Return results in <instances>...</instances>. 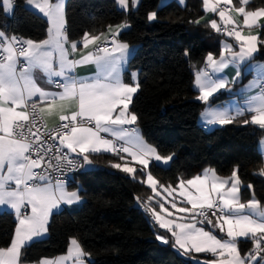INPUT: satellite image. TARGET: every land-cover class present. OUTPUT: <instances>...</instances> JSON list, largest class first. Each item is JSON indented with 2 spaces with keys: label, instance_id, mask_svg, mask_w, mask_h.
Listing matches in <instances>:
<instances>
[{
  "label": "snow or ice",
  "instance_id": "6c2138e0",
  "mask_svg": "<svg viewBox=\"0 0 264 264\" xmlns=\"http://www.w3.org/2000/svg\"><path fill=\"white\" fill-rule=\"evenodd\" d=\"M41 13L49 18L51 28L49 38L36 43L30 39L21 40L16 35L6 36L0 31V51L5 53L0 59V206L8 205L15 211L19 218V227L15 229V236L10 241V247L0 248V264H19L20 251L33 237L42 236L48 230L49 219L54 209L61 204L73 205L81 200L79 189L69 192L65 179H56L52 182L49 170L61 172L65 170L72 173L78 170H88L93 165L89 158V152H112L120 159L122 154H128L131 159L146 169L150 159L171 160L168 156L162 158L154 146L148 145L140 137L138 129H128L125 125L135 124L137 116L129 113L128 108L133 95L140 85L125 83L120 78L122 66L127 63L129 56L128 45L117 43L113 39L115 47L112 50L101 48L98 53H88L79 59H69L70 53L77 50V43L70 42L64 31L63 3L52 0H26ZM207 3V0H205ZM248 0H244L247 3ZM122 7L128 6V0H119ZM5 12H11L13 0H3ZM208 10L216 11L215 6H209ZM236 12L243 14L244 24L249 28L256 23L258 17H264V8L259 11H245L244 7H238ZM221 19L230 22L225 11L219 12ZM156 13L152 12L149 19H155ZM211 27L219 31L215 20ZM229 36L234 35L240 41L239 51H233L230 45H225L227 57L221 56L216 60L212 54L207 56V66L213 72H220L229 64H233L237 71L232 82L239 79V65L249 60L258 50L264 46V41L256 35H241L240 32L229 31ZM115 36L116 33H113ZM100 40L99 36L84 34L83 47L89 43ZM69 45L68 48L65 45ZM187 54V53H186ZM23 58L25 63H20ZM95 63L100 72L90 81L79 79L74 69L77 65ZM19 64V71L17 65ZM259 72L261 80L253 81L248 86L259 87L256 95L247 97L246 105L235 109V115L230 112L209 107L202 115L210 117V124H229L244 111L254 113L251 122L264 127V65L253 66ZM43 73L46 76L45 83L52 86L55 91L41 86L39 83ZM135 74H133L134 76ZM229 81L218 78L213 79L207 72H199L196 75V84L200 95L198 99L208 102L216 92L226 89ZM248 89L243 91L247 92ZM73 102L76 107L71 115L64 114L65 104ZM47 106V107H46ZM51 106H56L59 111L61 123L54 129L41 132L38 124H43L46 116L50 114ZM115 114V115H114ZM110 133L118 141L106 139L100 133ZM66 148L70 153H76L81 157L79 161L69 157L68 152L62 154L53 153L55 141ZM51 141L52 143H49ZM261 150L264 152V141L261 142ZM59 151V149L57 150ZM53 153L48 159L43 171H35L41 168L45 157ZM35 154L36 158H33ZM55 161V163H53ZM112 167L125 173H135L136 169L128 163L113 164ZM49 172V174H45ZM264 174V171H262ZM70 178V177H69ZM229 181H231L230 187ZM148 184L155 189L157 181L147 174ZM187 185L195 189V194L189 192L185 182H180V196L186 199L188 207H180V213H189L199 209L192 217V223H176L175 220L166 219L155 208L149 207L155 221L160 228L171 232L174 245L186 254L194 250L197 253L208 252L218 259L206 261L205 264H249L256 256L264 251V209L260 208V202L252 199L247 204L241 203L238 198L240 178L233 171L228 179L221 180L215 172H206L203 178L196 176L188 179ZM211 184L208 188L206 185ZM227 187V191L225 188ZM251 187L250 185L248 186ZM169 196L175 189H165ZM216 195H213V194ZM219 196L217 202L216 196ZM160 208L168 213V209L161 203ZM172 208L177 204L172 202ZM218 208L223 216L216 217V223L209 216L208 210ZM252 209L260 217L253 218L251 214H243L245 209ZM22 209H30V214ZM169 215H171L169 213ZM201 217L199 223H207L213 228L224 231L230 239L218 238L211 231H205L203 227H196V216ZM178 229V231L174 230ZM259 234V236H258ZM238 237H249L255 242V248L243 257L237 247ZM156 239L167 244L165 235H156ZM72 248L69 256L75 257V264H84L86 255L76 239L71 240ZM225 253L230 258L225 259ZM68 257H61L56 261L45 260L44 264H64ZM264 260V257L261 258Z\"/></svg>",
  "mask_w": 264,
  "mask_h": 264
},
{
  "label": "trees",
  "instance_id": "16d2710c",
  "mask_svg": "<svg viewBox=\"0 0 264 264\" xmlns=\"http://www.w3.org/2000/svg\"><path fill=\"white\" fill-rule=\"evenodd\" d=\"M128 1L129 8L121 9L117 0H66V31L70 40L78 41L85 33L94 36L110 26L129 24L118 38L137 46L125 74L126 81L131 82L132 72H137L140 85L130 111L137 116L142 136L159 154L172 157L167 166L152 163L150 172L160 185L176 186L206 168L223 176L236 171L242 184L241 200L246 202L255 195L264 203V162L259 150L264 127L245 123L250 121L248 115L210 130L199 122L204 102L198 99L193 85L195 68L206 64L209 53L219 52L223 38L208 21L199 22L205 14L204 1L161 4L162 0H139L136 7ZM249 7H264V0H251ZM152 12L156 18L150 20ZM0 29L39 41L47 35L48 21L29 8L26 0H15L13 14L8 16L0 0ZM258 37L264 41V23ZM252 60L264 62V46L258 47ZM249 75L245 73L242 81ZM227 97L219 94L210 101ZM90 156L99 167L79 173L73 182L80 183V206L74 211L54 212L48 235L23 247V262L36 263L63 254L76 238L89 255L90 264H201L192 256L207 255L180 254L170 233L160 228L148 210L160 209V203L146 185L142 169L129 175L112 167L120 162L115 154ZM16 226L14 213L0 210V248L10 246ZM158 234L169 242L157 240ZM239 246L248 253L253 243L239 240ZM262 257L264 251L256 264Z\"/></svg>",
  "mask_w": 264,
  "mask_h": 264
},
{
  "label": "crops",
  "instance_id": "0c3cea01",
  "mask_svg": "<svg viewBox=\"0 0 264 264\" xmlns=\"http://www.w3.org/2000/svg\"><path fill=\"white\" fill-rule=\"evenodd\" d=\"M169 1H171V0H162V3L161 4H165V3L169 2ZM177 1L179 3H181V4H184L185 3V0H177ZM209 1H211V2L214 3L213 5L216 7V13L219 14L220 10L218 9V3H216L217 1L216 0H209ZM52 2L53 3H55V2H62L63 3V15H64V21H65V23H64V31H65L66 36L68 37L67 31H66V18H65V4H66V0H52ZM223 2H229V3L231 2V4L233 5L231 11H228V12L225 11L226 15L228 17H230V22H226L225 20L221 19L220 16H218V14L215 15V14H213V12H211L209 10H206L205 8H204L205 9V14L199 20V22L208 21L211 24V22L213 20H215V22L217 23L218 27L222 23L228 24V25H230V24H237V26H239V30H236L235 32H240L241 35H243L245 37H247L248 35L255 34V33L259 34L260 26L264 23V17H258L257 20H256V23L253 24L251 26V28H249V26H244L245 24H244V16H243V14H240V13L236 12L235 9L238 8V7H244L245 8V11L248 12V11H259L261 8H264V7H260V8H257L255 10H252L249 7V3L251 2V0H248L247 3H244V0H223ZM138 3H139V0H131V4H132L133 7H136L138 5ZM26 5L29 8H31V9L37 11L38 13H40L41 15H43L47 19V21H48V29H47V35H46V37L43 38L42 40H39V41L32 40V41H34L36 43H40V42H42V41H44V40H46V39L49 38V34H50L49 33V29L51 28V24H50L49 18L46 17L43 13H41L38 9H36L33 5H29V4H27V2H26ZM117 5L121 9H128L129 6H130V2L128 1V6L127 7H122L119 4V0H117ZM14 7H15V0H13V7H12L11 12H5V13L8 16H12L13 11H14ZM128 25H129L128 23L124 22V23H120V24H117V25H113V26L108 27L107 30L103 31L102 33H100L98 35H94V36H99L100 37V40L96 41L95 43H89V45H88L87 48H84L83 47V38L84 37L81 38L78 41H72V40H70L68 38L70 42H76L77 43V50L74 53H70L69 59H79L82 55H85V54H88V53H93V54L98 53V50L101 49V48H99L100 42H102L109 35H113V33H116V35H115L117 37L116 42L117 43L127 44L128 45V52H129V56H128V59H127V63L122 66V70L120 72V78L125 83H131V84L135 85V83H138L137 72H132V81L131 82H127L126 81L125 74H126L128 68H129L130 58L134 54V52L136 51L137 46L132 45V44L125 43V42L121 41L118 38L119 33L123 29H126L128 27ZM0 31H3L6 34V36H11L12 35L11 33L7 32L6 30L0 29ZM217 32L219 33V31H217ZM88 36L91 37V35H88ZM222 36H223V38L224 37L225 38L224 39L222 38V40L220 42V50H219V52L218 53H213V52L209 53V54H212L213 57L216 60H219L221 58V56L227 57L229 55L228 53L225 52V45H230L231 48L234 47V49H236V51H239V49H240L239 44L241 42L240 41H237L234 35L229 36V37H226L225 35H222ZM65 47L68 48L69 45L66 44ZM114 47H115V44H113L112 45V48L109 49V50H112ZM257 51L253 54V56L249 60H246L245 62H243V63H241L239 65L240 76H239V79H237L235 82H232V81H233V78L236 76L237 69H236V67L233 64H229L227 67H225L220 72H213V70H212L211 67H209V72L206 71V69L204 68V66L201 67V68H195V78H194V84L193 85H194V88L198 91V96L200 95V91H199V88H198V86L196 84V75L199 72H207L213 79L223 78V79L229 81L228 86H227L226 89L219 90L213 96V97H215L216 95H219V94H226V95H228L227 98H225V99H223L221 101H218V102H211L210 100L213 97H210L208 102H204L203 101L204 102V107H203V109H202V111L200 113L199 122H200V124L205 129L210 130V129L214 128V127L224 125V124H210L208 122L209 119H210V117H205V116L202 115L203 113H205L206 109H208L209 107H211L212 109H219V110H225V109H227L230 112L231 115H235V109L236 108H238V107H244L246 105V100H247V97L248 96L256 95V94L259 93V91H260V88L259 87H252L251 89H248V86L250 85V83H252L253 81L259 82L262 79L261 76H260V74H259V72L256 70L255 67H253V66L264 65V62L263 61H259V60L253 61L252 60V58L257 53ZM21 59L23 60V58H21ZM206 64H207V60H206ZM17 70L19 71V66L18 65H17ZM99 72H100V69L97 67V65L95 63H91V62L77 65L76 68L74 69L75 75L79 79H83V80H86V81H90L91 79H93ZM245 73H250V75L248 76V78L246 80L242 81V77H243V75ZM133 74H135V75L133 76ZM40 76H41V79H40L39 83L41 84V86L46 87V88H48L50 90H53V91L56 90L52 86H49V85H47L45 83L46 76H44L43 73H40ZM245 89H248L247 92L243 91ZM134 95H133V97H134ZM133 97H132V99H133ZM130 106H131V103L129 105L128 112L129 113H132L130 111ZM75 107H76V105L73 102H67L65 104L64 114L71 115V112H72V110ZM59 114L60 113H59L57 107L56 106H51V108H50V114L48 116H46V118H45L46 123L49 126H51V127L52 126H55L56 124H58V122H59ZM253 114L254 113H250L248 111H244V114L243 115H240V116H237L236 119L248 115L250 117V120H251V115H253ZM257 126H259V125H257ZM124 127L128 128V129H138L139 135L144 140V142L146 144H148V145H151L142 136V134L140 132V129H139V127H138V125H137L136 122H135V124L125 125ZM259 127H261V126H259ZM100 135L102 137L106 138V139H111L113 141L116 140L115 137H112L110 133H103V132H101ZM262 141H264V135L261 137L260 142H259V150H260V152L262 154L263 162H264V152H262V150H261V142ZM121 142L124 143V141H121ZM67 151L70 153L69 150H67ZM90 153H111V154H114L112 152H106V151H103V150L100 151V152H89V153H87V155L89 156V158L93 161V165L92 166H88V169H96V168L99 167V165L97 163H95L94 160L91 158ZM70 154L71 155L78 156L76 153H70ZM158 154H159V152H158ZM122 155L124 156V159H120V157H119L120 162H118V163H120V164L128 163L130 167H134L136 170L137 169H142V166L139 165L137 162L133 161L131 159V157L128 156V154L125 153V154H122ZM159 155L162 158H166V157L162 156L161 154H159ZM152 163H156V164H160V165H163V166H167L170 163V160L161 159L160 161H156L154 158H151L150 159V162H149V165L147 166V168L146 169H142V170L145 173V179L144 180H145V183H146L147 186H149L150 188H152L148 184V182H147V174L148 173H150L153 176V178L157 181L156 188L155 189L152 188L153 189V193L157 196L159 203L160 204L163 203L164 207L168 209V213L163 212V210L161 208L160 209L155 208V210L158 211V212H160L161 215L164 216L166 219L175 220L176 223H186V224L192 223L193 222L192 221V217L194 215H196V212H198V210H199V209H196V210L190 211L189 213H180L178 211V209L180 207H188V208L191 209V205H188L186 203V199L184 197H181L180 194H179L180 193V187H179V185H180V182L181 181H184L185 182V187L187 188V190L189 192H192L193 194H195V189L192 188L191 186L187 185V183H186L188 179H194L198 175L203 178V176L205 175L206 172H209V174H210V172H212V171H214L215 174H216V176L219 177L221 180L228 179L231 176V175H228V176L219 175L215 171V169H213V168H206L203 172H201L198 175H195V176H192L190 178L181 180L176 186L164 185V184L163 185H160L159 182H158V180L156 179V177L149 170V166ZM128 174L129 175H134V173H128ZM71 182L68 183V184L66 183V187H67V190L69 192L75 191L77 189H80V183H79V181H76L77 183H73L75 181L72 180ZM53 183H55V182H53ZM230 185H231V181H229V185L227 187H230ZM206 187L210 188L211 187V184L209 183L208 185H206ZM227 187L225 188V191H227ZM241 187H242V184H241V181H240L239 191H238V194L237 195H238V198H239V200H240L241 203L247 204L252 199H255V200L259 201V199L255 195H253L246 202L242 201L241 200V193H240ZM165 189H168L169 191H171L172 189H175V191H173L172 192V195L169 196L168 193L165 191ZM79 195H80V193H79ZM213 195H216V194L214 193ZM216 198H217V201L219 202V196L218 195L216 196ZM81 202H82V198H81L80 201L74 203L73 205L61 204V206L58 209H54L53 210V213L54 212H58V211H60L62 209H66L68 211H74V210H76L80 206ZM172 202H175L177 204V208H175V209L172 208V206H171L172 205ZM260 208L264 209V203H261L260 202ZM0 210H8V211L14 213V215L16 216L15 211L13 209H11V207L8 206V205H2V206H0ZM21 211H22V213H24V209H22ZM27 212L30 214V209H27ZM169 213L171 215H169ZM243 214H251V215H253V218L260 219V217L252 209H247L246 208L244 210V213ZM223 215H224V213H222V214H215V215L210 216L213 219V224L216 223V217L223 216ZM16 218H17V226H16V228H17V227H19V218L17 216H16ZM196 218H197V216H196ZM196 221H197V219H196ZM196 227L197 228L203 227L205 231H211V232H213V234L214 235H217L218 238H221V239H224V240L230 239L229 237H227V234H226V229H227V225L226 224L224 225V231H220L219 228H213L212 225H208L206 222L203 223V224H201V223H199L197 221ZM164 230H166V229H164ZM174 230L178 231V229H174ZM169 233H170V236L172 237L171 232H169ZM47 235H48V230L42 236L33 237L32 240L31 241H28L25 245L29 244L30 242H32V241H34L36 239L44 238ZM14 236H15V233H14ZM14 236H13V238H14ZM258 236H259V234H258ZM72 239H76V238H72ZM172 239H173V242H174V238L173 237H172ZM236 239H237V247H238V250L240 251V254H241L242 257L246 253L241 250V248L239 246V240H245V239L251 240L252 243H253V247H255V242L252 239H250L249 237H238ZM76 240L78 241V239H76ZM78 243L80 244L79 241H78ZM80 246H81V244H80ZM72 247L73 246H72L71 241H70V244H69V247H68L67 252H65L63 254H60V255H57L54 258H44V259L40 260L38 263L39 264H44V261L45 260H48V261H56V260H59V258H61V257H68V259H66L64 261V264H75V257L74 256H69V249L72 248ZM81 248H82V246H81ZM175 248H176V250L180 254H182L184 256H192V255H199V254H205V255H207V256H204V257H201V256L200 257H194V256H192L193 257V260H195L196 262H199L201 264H205L206 261H210V260H214V259H218L219 258L217 256H213L211 253H208V252H200V253H197L194 250H191V251H189L186 254L183 250L179 249L177 246H175ZM22 249L20 251L19 264H36L37 262L36 263H31V262H23L21 260ZM190 253H192V254H190ZM224 258L227 259V258H230V257H228L227 256V253H225V257ZM259 258H260V254H258L256 256V259L254 261H250L249 264H256L257 261L259 260ZM83 259H84V264H90L89 255L87 253L83 257ZM260 264H264V260H261L260 261Z\"/></svg>",
  "mask_w": 264,
  "mask_h": 264
},
{
  "label": "built area",
  "instance_id": "2783aa9c",
  "mask_svg": "<svg viewBox=\"0 0 264 264\" xmlns=\"http://www.w3.org/2000/svg\"><path fill=\"white\" fill-rule=\"evenodd\" d=\"M218 9L220 10H223V11H231L232 9V5L229 4V3H221L218 5ZM239 28V27H238ZM219 33L222 34V35H227L229 36L227 33L229 31H233L235 32L234 30V27L232 26H229V25H226V24H221L219 26ZM12 35H16L18 38H20L21 40H28L26 37L22 36V35H18V34H12ZM113 39L117 40V37L114 36V35H109L108 37H106L102 42H100L99 44V48H108V49H111L112 48V41ZM5 53L3 51H0V59H3ZM20 63H25L21 58H20ZM19 66V64H18ZM204 68L206 69L207 72H209V67L207 66V64L204 65ZM61 123L60 120L58 122V124H56L55 126H49L46 121H44L43 124H38V127H40V130L41 132L44 131V127L46 126L47 129L51 130V129H54L56 127H58ZM49 143H52L51 141H48ZM114 142H116L118 145L119 144H122L121 141H118V140H115ZM59 149V151H57ZM63 152H68L65 148H63L62 146L59 145L58 143V139L57 141H55V146L53 147V153L59 155V154H62ZM53 153H49L48 156L45 157V160L41 166V168L39 169H35V171H43L44 170V167L46 166L47 164V161L48 159L53 155ZM69 157L72 158V159H75L77 161H79L81 159V157L79 156H75V155H71L69 152ZM115 154V153H114ZM116 155V154H115ZM33 158H36L35 157V154H33ZM53 163H55V161H53ZM85 170L81 169V170H78V171H75V172H72V173H68L66 170H65V173L62 175L61 172H58V171H53V170H49V172L51 173V178H52V182H55L56 179H65L66 180V183H70L72 180H74V178L79 174V173H82L84 172ZM49 172H46L45 174H49ZM70 177V178H69ZM218 202V201H217ZM27 211L24 209V212ZM199 211V210H198ZM208 214L209 216H212V215H215V214H222V212L219 211L218 208H213L211 210H208ZM201 220V217H199L197 215V221L199 222ZM262 247H264V243H262ZM255 247L252 248V250L254 249ZM261 254V252L259 253Z\"/></svg>",
  "mask_w": 264,
  "mask_h": 264
},
{
  "label": "rangeland",
  "instance_id": "374dc122",
  "mask_svg": "<svg viewBox=\"0 0 264 264\" xmlns=\"http://www.w3.org/2000/svg\"><path fill=\"white\" fill-rule=\"evenodd\" d=\"M204 1V8L206 9V10H208V7L209 6H214L213 4V2H211V1H209V0H207V3L205 2V0H203ZM217 2L216 3H218V5L219 4H221V3H229V2H223V0H216ZM229 4H231V2L229 3ZM217 5V4H216ZM232 5V4H231ZM233 6V5H232ZM220 10V9H219ZM221 11V10H220ZM213 14H218V13H216V11L215 12H213ZM218 16H219V14H218ZM222 24H224V23H222ZM226 25H228V24H226ZM229 26H232V27H234V30L236 31V30H239V26H237V24H230ZM244 26H248V25H244ZM252 35H256V36H258V34L257 33H255V34H252ZM226 37H229V36H227L226 35ZM225 38V37H224ZM223 38V39H224ZM239 46H240V44H239ZM232 50L233 51H236V49H234V47H232Z\"/></svg>",
  "mask_w": 264,
  "mask_h": 264
},
{
  "label": "water",
  "instance_id": "95a60500",
  "mask_svg": "<svg viewBox=\"0 0 264 264\" xmlns=\"http://www.w3.org/2000/svg\"><path fill=\"white\" fill-rule=\"evenodd\" d=\"M36 264H39L38 262Z\"/></svg>",
  "mask_w": 264,
  "mask_h": 264
}]
</instances>
